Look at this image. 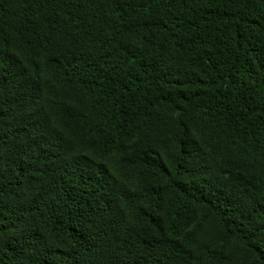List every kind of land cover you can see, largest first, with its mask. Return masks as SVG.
<instances>
[{
  "label": "trees",
  "instance_id": "16d2710c",
  "mask_svg": "<svg viewBox=\"0 0 264 264\" xmlns=\"http://www.w3.org/2000/svg\"><path fill=\"white\" fill-rule=\"evenodd\" d=\"M0 264H264V0H0Z\"/></svg>",
  "mask_w": 264,
  "mask_h": 264
}]
</instances>
